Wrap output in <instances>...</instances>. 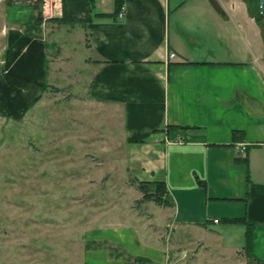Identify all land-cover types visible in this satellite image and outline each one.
Segmentation results:
<instances>
[{"label":"crops","instance_id":"1","mask_svg":"<svg viewBox=\"0 0 264 264\" xmlns=\"http://www.w3.org/2000/svg\"><path fill=\"white\" fill-rule=\"evenodd\" d=\"M59 2L40 19L5 1L0 118L25 116L66 75L126 171L164 181L172 205L155 204L180 208L186 225L218 218L219 240L239 232L236 251L264 260V37L245 1L123 0L116 17L95 14L114 0ZM50 18L80 40L49 46ZM55 53L70 60L66 74Z\"/></svg>","mask_w":264,"mask_h":264},{"label":"rangeland","instance_id":"2","mask_svg":"<svg viewBox=\"0 0 264 264\" xmlns=\"http://www.w3.org/2000/svg\"><path fill=\"white\" fill-rule=\"evenodd\" d=\"M10 1L27 5L34 18L61 12L59 0ZM244 1L264 37L261 0ZM49 20V46L80 40ZM55 54L66 74L70 60ZM68 83L59 75L28 114L0 118V264H262L236 251L239 232L219 240L214 217L186 225L175 205L137 201L115 138L82 112L86 102Z\"/></svg>","mask_w":264,"mask_h":264},{"label":"trees","instance_id":"3","mask_svg":"<svg viewBox=\"0 0 264 264\" xmlns=\"http://www.w3.org/2000/svg\"><path fill=\"white\" fill-rule=\"evenodd\" d=\"M89 5L90 0H86ZM123 0H114V10L111 12H100L95 13L98 16H109L116 17L118 11L122 8ZM248 6V5H247ZM248 8V7H247ZM250 11V10H249ZM90 18L89 11L87 10L86 15L83 17L84 20H88ZM256 18V17H255ZM129 182L137 188L140 192V196L136 199L137 201H153L160 205H172L171 201H169L165 196V185L162 180H143L138 179L137 177L131 175L129 178ZM229 221H239L246 222L242 217H230L227 218ZM247 241L249 240V226L247 227ZM142 259H146L140 256H135V261H141ZM257 261L264 264V260L256 258Z\"/></svg>","mask_w":264,"mask_h":264},{"label":"built area","instance_id":"4","mask_svg":"<svg viewBox=\"0 0 264 264\" xmlns=\"http://www.w3.org/2000/svg\"><path fill=\"white\" fill-rule=\"evenodd\" d=\"M117 15L118 16H121L122 15V10L121 9L118 11ZM170 55L172 56V55H174V53L173 52H170ZM213 221H218V218L214 217L213 218Z\"/></svg>","mask_w":264,"mask_h":264},{"label":"water","instance_id":"5","mask_svg":"<svg viewBox=\"0 0 264 264\" xmlns=\"http://www.w3.org/2000/svg\"><path fill=\"white\" fill-rule=\"evenodd\" d=\"M262 4H263V7H264V0H261Z\"/></svg>","mask_w":264,"mask_h":264}]
</instances>
